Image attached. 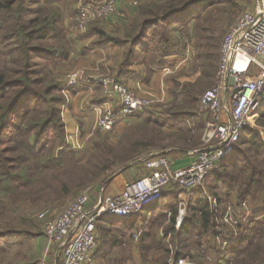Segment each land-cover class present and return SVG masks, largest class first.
I'll return each mask as SVG.
<instances>
[{"label":"trees","instance_id":"16d2710c","mask_svg":"<svg viewBox=\"0 0 264 264\" xmlns=\"http://www.w3.org/2000/svg\"><path fill=\"white\" fill-rule=\"evenodd\" d=\"M212 2L226 4L230 0H174L139 7L130 23L121 28V33L109 35L99 31L95 45H109L122 50L115 70L118 82L121 76L134 75L132 67L135 64H139V74L148 82L157 70L172 66L175 58L180 57L181 28L186 26V19L192 17L198 21L209 16V12L202 9L211 6ZM58 3V0H0V251H9L17 240L26 241L31 236L19 228L26 221L22 217L27 212L22 217L8 220V213L15 216L18 208L12 203L6 204L4 198L16 203L17 198L30 197L41 187L38 185L43 176L62 169L68 159L78 156L75 150L61 152L59 157L56 155L60 151L56 155L54 152L64 142L59 123L64 99L51 70L67 56L69 44ZM30 5L36 6L31 9ZM29 12L34 15L31 19L28 18ZM179 21L181 28L173 30L177 34L173 40L171 32ZM194 28L193 38L199 55L208 58L212 51V59L217 63L220 36L214 39L213 29L198 27L197 23ZM185 46L187 49L188 45ZM44 64L51 66L44 67ZM174 86L179 90L178 94L172 93L177 101L181 102V97L182 100L188 99L189 95L184 93L185 85L182 93L180 83L176 82ZM177 101L172 99V103ZM195 103L196 99L192 97L185 106L193 108ZM145 111L141 114H146ZM163 114L151 115L149 119L137 115L145 120L146 132L137 139L125 137V141L129 140L128 147H121L115 153L102 143L103 151L107 148L109 155L99 154L107 159L94 162L92 160L97 155H92L79 174L84 179L77 183L63 181L61 191L77 190L95 181L109 168L133 160L159 142L170 139L180 151L201 148L200 137L205 126L202 116L195 117V113L183 111L182 106L164 110ZM258 123L264 126V114L260 115ZM179 133L180 145L176 139L166 135ZM137 162L143 163L140 159ZM232 190H235L239 205L235 207L232 204L231 207L238 218L243 216L242 203L250 201L256 203V207L250 208L251 216L243 224H236V236L232 233L224 236L226 245L222 250L214 251L210 256L211 263L264 264V144L257 129L249 126L242 130L233 152L205 178L202 187L189 193L185 217L177 233L174 230L175 208L171 210L170 217L159 213L149 220L137 238L136 250L141 255L139 264H168L171 251L165 237L159 236L160 229L162 233L172 235L174 243L179 246V250L172 254V264L185 258L188 251L182 249L203 252L201 250L213 234V215H217L216 211L209 209L207 194L220 204L221 196H227ZM162 198L163 193L154 203ZM109 217H100L96 222L100 239L94 259L102 260L104 264H125L131 259L129 225L117 227L113 221L109 222ZM214 234L218 236L215 231ZM218 250L223 251L219 260L215 257Z\"/></svg>","mask_w":264,"mask_h":264},{"label":"rangeland","instance_id":"374dc122","mask_svg":"<svg viewBox=\"0 0 264 264\" xmlns=\"http://www.w3.org/2000/svg\"><path fill=\"white\" fill-rule=\"evenodd\" d=\"M58 1H60L58 6L61 8L62 26L64 29L63 31H65L68 37L69 44L67 56L64 58V60H62L60 65L55 66L51 70L53 74L52 77H54L59 82L61 87L60 94L64 99V104L61 108L59 117V123L62 125L63 129L64 142L60 147L56 148L54 152L56 155V153L60 151L56 155V157H59L61 152L65 153L75 150L77 151L78 156L68 159L62 169L55 170L52 173L43 176L40 184L38 185L41 187L33 191L30 197L17 198L18 201L16 203H14L12 199L4 198L6 204L11 205L12 203L18 208L15 216H11V213H8V220H12L13 217L16 216L22 217L21 215L24 214V212H27V214L25 213V217H22L23 219L25 218L26 221H23L19 228L23 231H26V235L31 236L30 239L26 241L17 240L14 243L15 246H13L9 251H0V264H59L56 254L58 246L49 242L43 235L44 223L38 218L41 213L56 214L60 212L70 201L76 197V195L80 193V191L86 188L94 189L96 188L95 186L101 187L107 180L121 174L125 171V169L128 170L129 167L140 165V162L137 161H139V159L141 160L142 158H149L152 155L151 153L167 152L165 154L169 155L174 153L176 151L175 149H178V147L174 146L176 144H174L170 139L165 142H159L148 149L147 152H143L135 156L133 160L124 164H116L115 166L109 168L107 172L96 178L95 181L85 184L83 187L77 190H70L69 193H63L61 191L60 187L63 181L77 183L81 179H84V177H81L79 174L84 171L87 163L89 160H91L92 155H97L96 158L92 160L94 162L99 163L107 159H103L101 156V154H105L106 156L109 155V153H107V148L103 151V147L101 146L102 143L103 145H108L111 148L112 153H115L121 147H128L129 140L127 139V141H125V137L133 136L134 139L140 138L148 128L147 125L143 124V121L145 120H143L140 116H145L147 119H149L151 115H165L163 114L164 110H174L182 106L183 111L186 110L187 112L195 113L194 115L202 116L205 119V123L207 120H209V115L200 109V97L215 85V75L218 69L219 49L224 36L226 35L228 29L236 21L238 16L249 6H251L254 0H230V2L226 4H214V2H212L213 4H211V6H205L206 8L204 7L202 9H205V13L208 11L209 16L202 20L198 19V21H195V19L192 17H190L191 19H188V17L185 22L186 26L181 28V57H177L178 59H181V67L178 68L174 73L165 76L163 75L162 70H157V72H155L154 75L149 78V81L146 82L149 83L147 86H145V88H148V92L145 90V88H142V86H137V88H135L133 91L125 84L119 82L126 86L128 90L138 98L146 101V106L142 109V111L144 109L146 110V114L143 113L144 115H142L141 111L132 118H129L131 121H127V123L124 124H121L122 121H119L118 119L116 124L109 131L101 130V127L98 125L100 115L98 116L93 108L99 107L102 103L108 100V95L104 93V87L103 85L101 86L99 81L102 79H112L113 81H117L115 79V70L118 61L115 63H110L108 60L109 58L111 59L112 55L110 57L107 56V61H105V58L101 56V54L99 55L100 50L103 47L95 45L96 41L99 39L98 32L103 31L109 35L121 33L123 29H121L119 25H113L111 21H115V19H118L122 16L125 18V24L127 26L131 19L135 17V14H137L139 7H144L148 4L160 5L174 0H122L121 4H119V0H116V9L113 14L104 19H92L88 21V23L85 25V29L82 31L77 28L79 27V24L76 21L78 10L86 6L93 7L104 0ZM123 3L126 6H123ZM35 6L30 5V8L34 9ZM33 17V12H29L28 18L31 19ZM195 23L198 24V27H210L213 29L214 32L212 36L214 39L220 36L218 56L216 59L217 63H215V61L212 59V51L209 52L210 54L208 58L199 55V50L197 49L195 45L196 42L194 41L195 39L193 38L195 28H197V26L194 28ZM177 26L180 27L179 24H174L173 27ZM173 29L171 32V37L173 40H175L177 34L174 33ZM185 45H188L187 47L189 50L188 48L186 49ZM87 56L88 59H86ZM112 59H114V54ZM6 61H9V59H6ZM50 66L51 65L44 64V67ZM111 66L113 67L111 68ZM214 66L215 72L212 75L211 73ZM104 67H106V70H104ZM71 75H77V77L80 79V82L78 86L69 90L66 88L65 83L68 77ZM176 82L181 84V93L183 92V85H185L184 93L189 95L188 99L184 98V100H182L181 97V102H179V100L177 101V98L173 96L172 93L178 94L179 92L178 88L174 86V83ZM192 97L196 99L194 107L190 108L185 106V104H187V100L191 99ZM109 98L111 100L109 103L111 104L110 107L112 111L117 113L119 111L118 96L116 94H111ZM173 98L177 102L172 103ZM72 103H74V107H72ZM66 109L68 110L65 111ZM72 110L75 111L73 112ZM255 129H257L259 135L260 132L264 134V126L258 123V120L255 122ZM127 132L130 134H125ZM166 135L169 138L176 139L175 142L177 144H181L180 133L177 135ZM67 143L69 144L67 145ZM192 150H189V152ZM131 163H136V165L133 164V166L131 165L128 167V165ZM141 164L144 165V163ZM144 169L146 173V168L144 167ZM207 195L211 199L216 200V206L218 208L216 210L217 215H213V219L211 221L213 225V234H211L210 240L206 243L204 250H201L203 252H200L197 249H182V251H188L185 258L194 264H212L210 256L214 255L215 250H222V248H224L226 245L224 236L229 233H232L236 236L238 233V229L236 228L237 221H235V223H231L230 221L234 220L233 217H231V220L227 223L223 218L228 209L233 211L231 207L232 204H234L235 207L239 205V203L236 202L235 190H232V192H230L227 196H221L220 204L217 202L215 197H211L209 194ZM188 201L189 196L184 193L181 194V209H183L184 206L186 209ZM247 203L251 209L256 207V203H251L250 201H247ZM240 207L242 209V205H240ZM243 210L245 212L248 211L245 208H243ZM250 213L251 212L249 210L247 217L251 216L249 215ZM184 215L185 210L183 216L181 217L182 220L185 217ZM243 219L245 221V218ZM244 221L240 220L239 223L243 224ZM214 231L218 233L217 237H215ZM96 235V242H98L100 239L98 231ZM173 239L175 240L172 235L165 239L167 246L171 251V253L168 255V264L173 263L172 254L175 250H179V246H176ZM135 241H137V238L133 237L131 239L130 251H133L134 248H137L138 243ZM219 250L215 252V257L217 260L221 258L223 253V251ZM136 251L137 253L130 254L131 259H129L127 263L125 262V264H139L141 255L138 252V249ZM95 264L104 263L102 260H97V262L95 260Z\"/></svg>","mask_w":264,"mask_h":264},{"label":"built area","instance_id":"2783aa9c","mask_svg":"<svg viewBox=\"0 0 264 264\" xmlns=\"http://www.w3.org/2000/svg\"><path fill=\"white\" fill-rule=\"evenodd\" d=\"M116 0H104L93 7L78 10L76 21L79 30L92 19H104L115 11ZM189 50V49H188ZM189 53V52H188ZM164 74L173 71L164 69ZM175 71V69H174ZM77 75L68 77L65 86L73 89L78 86ZM108 100L93 110L100 118L101 130L109 131L119 117L131 118L140 113L146 101L131 93L123 84L110 80H100ZM67 92V91H64ZM67 94V93H66ZM111 94L119 98V111L115 113L109 103ZM264 102V0H254L241 13L224 36L218 56V69L215 85L207 90L199 100L200 109L209 115L206 121L196 160L184 168H173L165 156H154L142 160L146 174L132 182L120 186L117 195H103L98 189L93 199V188H86L56 214L41 213L38 218L43 221L44 237L58 246L59 264H94L97 250L96 222L101 216L108 215L120 219L137 216L143 209L159 200L164 190L174 189L179 195L187 194L202 187L205 178L227 158L239 141L242 130L250 124ZM262 142L264 144V134ZM69 143H67L68 145ZM73 148V147H68ZM209 209L216 211V200L207 196ZM247 205V206H246ZM249 204H242L243 216L238 218L234 211L228 209L224 215L225 222L231 217L237 224L247 218ZM245 208L248 211H244ZM185 206L179 205V221ZM233 210V209H232ZM182 222V219H181ZM177 264H194L181 258Z\"/></svg>","mask_w":264,"mask_h":264},{"label":"crops","instance_id":"0c3cea01","mask_svg":"<svg viewBox=\"0 0 264 264\" xmlns=\"http://www.w3.org/2000/svg\"><path fill=\"white\" fill-rule=\"evenodd\" d=\"M122 0H119V4H121ZM123 6L124 5L123 3ZM130 8V6H129ZM113 23V25H119L121 28L126 26V20L125 18H123L122 16L118 19H115V21H111ZM180 25V27H174V29H180L181 28V21H179L176 25ZM173 29V30H174ZM121 49H117L114 46H109L106 45L103 48H101L99 55L101 54V56H103L105 58V61H107V56L110 57L111 55L113 56L114 54V59L109 58L108 61H110V63L112 62H116L119 60L120 55H121ZM92 57V56H91ZM178 57V56H177ZM181 57V54H180ZM90 58V57H89ZM88 59V56L87 58ZM176 59V58H175ZM113 60V61H111ZM114 66V65H113ZM111 66V68L113 67ZM181 67V59H176V61L172 64V66L167 67L168 69H170L171 71H173L172 73H174L175 71H177L178 68ZM164 68V69H167ZM132 69L134 70V75H129V76H121L120 78V82L125 84L128 88H130L131 90H135V88H137V86H142V88H145V86H147L149 83H146L144 81V78L139 74V64H135ZM164 69H162V73L164 74ZM175 69V71H174ZM104 70H106V67H104ZM171 74V73H170ZM154 75V74H153ZM168 75V74H166ZM136 86V87H135ZM89 90V89H88ZM145 90H147L148 92V88L146 87ZM90 91V90H89ZM73 102V101H72ZM74 103H72V107ZM114 104V102H113ZM74 109V108H72ZM68 109H66L65 111H67ZM64 111V112H65ZM73 112L75 110H72ZM264 114V102L261 103L258 112L253 115L252 119H250V124L248 125L250 128H255V122L256 120H258L260 118V115ZM195 117H199V115H195ZM132 118V117H131ZM119 121H122L121 124L127 123V121H131V119L129 118H124V117H119ZM264 132V131H263ZM262 132H260V138H262L261 135ZM262 140V139H261ZM176 151L172 154H165L167 152H159V153H151L152 155L150 157H154L157 155L160 156H165L169 159L170 163H171V167L173 168H184L189 166L191 163L194 162V160H196V156L197 155H191L192 151H180L178 149H175ZM194 151V150H193ZM145 158H142L141 160H143ZM133 164L136 165V163H131L128 165L129 166H133ZM145 173V169H144V165L140 163V165H137L135 167H129L128 170L125 169L124 172H122L119 175L114 176V178H111L109 180H107L104 185L100 186H95L98 189H102V193L103 195H109V196H115L118 194L119 190H120V186L125 183V182H132L136 179H138L139 177L144 176ZM98 189H94L93 190V194H92V198L94 199L96 197V192L98 191ZM163 198L162 200H160L157 203H151L150 205L146 206L143 211L141 213H139L137 216L130 218V219H120V218H116L113 216H108V215H104V216H108L109 217V222L113 221L117 226V227H122L123 225H129V234L132 235V238H139L141 231L144 229V227L146 226V224L149 222L150 219H152L155 215L157 214H165L167 215V217H170V212L173 208L176 209V214H175V225H174V230L175 233H177L180 228L181 225V219H180V223L179 225H177L178 221H179V214H178V210H179V205L181 202V195H179V191H176L174 189H167L164 190L163 192ZM233 194V193H232ZM103 217V216H101ZM109 224V223H108ZM163 231L160 229L158 231V234L160 237H165V239L167 237H170V234H164L162 233ZM97 233V231H96ZM97 236V235H96ZM164 239L165 243L167 244L166 240ZM138 242V241H135ZM118 250H115V253L117 254ZM133 253H137L136 249L134 248L133 251H130V254ZM97 262V261H96ZM94 264H95V259H94Z\"/></svg>","mask_w":264,"mask_h":264},{"label":"water","instance_id":"95a60500","mask_svg":"<svg viewBox=\"0 0 264 264\" xmlns=\"http://www.w3.org/2000/svg\"><path fill=\"white\" fill-rule=\"evenodd\" d=\"M56 260H57V258H56Z\"/></svg>","mask_w":264,"mask_h":264},{"label":"bare ground","instance_id":"6f19581e","mask_svg":"<svg viewBox=\"0 0 264 264\" xmlns=\"http://www.w3.org/2000/svg\"><path fill=\"white\" fill-rule=\"evenodd\" d=\"M128 220V219H127Z\"/></svg>","mask_w":264,"mask_h":264}]
</instances>
